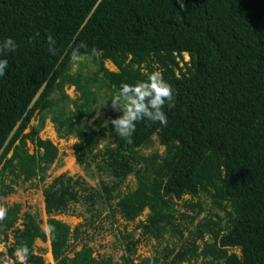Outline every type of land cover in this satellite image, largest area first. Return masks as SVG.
<instances>
[{
  "label": "trees",
  "instance_id": "1",
  "mask_svg": "<svg viewBox=\"0 0 264 264\" xmlns=\"http://www.w3.org/2000/svg\"><path fill=\"white\" fill-rule=\"evenodd\" d=\"M49 34L55 56L45 43ZM5 37L17 48L0 53L8 61L0 76V196L43 179L56 160V146L38 137L49 113L60 136L77 139V163L95 164L108 183L101 181L97 192L59 175L42 191L47 214L81 201L93 209L116 200L111 212L126 221L148 211L139 223L142 237L179 242L176 252L167 245L134 262L136 242L126 235L121 264H264V0H0V41ZM80 57L95 65L91 76L71 74ZM153 70L173 90L165 124L141 120L124 138L92 118L96 83L111 94ZM70 86L79 93L74 99L64 91ZM36 116L39 123L31 126ZM154 139L163 151L144 154ZM128 176L135 187L120 194ZM183 196H205L221 215L193 225L205 209L189 200L183 206L194 215L178 222L175 206ZM49 225L54 230L46 234L34 215L19 214L16 204L6 208L0 240L12 237L11 264H18L20 246L29 250L26 264H48L33 253L36 240L49 242L54 264H114L87 245L68 256L78 228L54 218ZM0 264H9L2 253Z\"/></svg>",
  "mask_w": 264,
  "mask_h": 264
},
{
  "label": "rangeland",
  "instance_id": "2",
  "mask_svg": "<svg viewBox=\"0 0 264 264\" xmlns=\"http://www.w3.org/2000/svg\"><path fill=\"white\" fill-rule=\"evenodd\" d=\"M183 62L188 61L186 54L182 55ZM104 66L110 70L116 72L117 69L108 61L104 62ZM96 67L93 65L89 58L80 57L74 60L71 67V74H80L82 76H91ZM65 94L70 99H74L78 96L74 90V86L65 87ZM94 91L97 94L96 98V110L95 116H98L97 120L102 119L104 124L110 125L107 121L110 118H114L117 113H113L108 107L110 101H105L110 93L105 86H101L96 83ZM53 96H56L55 94ZM71 107V106H69ZM39 123V116H36L30 123L31 126H36ZM111 126V125H110ZM28 130H25L27 132ZM38 137L42 140L48 139L57 148V158L50 166L43 179L35 178L25 184H19L13 186V192L5 197L0 196V206L7 208L14 204L19 206V214L29 213L34 215L40 222L41 228L47 234L46 220L48 218H54L66 224L71 231L78 228L80 235L77 238L71 237L69 245L66 251L68 256H72L74 252L78 251L83 245H87L92 249L93 256H105L110 259L114 264H121L120 257L124 254L123 248L126 239V235L136 242L135 252L131 255L134 262H137L143 258L153 256L157 252L161 251L165 246L172 245L175 247V251L179 246V242L172 239V243L166 238V236L155 238H144L141 236V230L139 223L144 221L147 214V210H144L142 214L135 218L133 221H126L120 216L118 212H111L114 209V202L110 207L106 204H95L94 208H89L88 205L82 201L79 203H72L68 206L66 211L59 213L47 214L43 206V189L49 185L52 180L61 174H65L71 177L73 180L84 182V185L97 192H101L100 182L108 183V178L101 173L95 171V164L85 163L80 165L76 161V155L74 153V145L77 143V139L74 135L60 136L55 129L54 124L50 120V114H45L43 124L38 132ZM109 142L108 138H105L98 145L101 148L105 143ZM112 143V142H110ZM27 147L30 153L34 151L33 144L27 142ZM152 151L161 153L163 147L157 144L154 139V144L149 149L143 150L144 154H148ZM8 183V181H6ZM135 180L133 176H128L122 186L119 189V193L123 194L127 191L134 189ZM82 194V193H81ZM200 202L204 207V212L201 213L197 219H194L192 224L194 225L198 219H201L205 215L220 214L215 208L211 206L209 200L205 196H199L197 199H191L189 196H183L181 200L176 201L175 208L177 209V221L183 224L189 222L188 218L184 216H193L192 210L183 206L186 201ZM21 220H18L17 225H20ZM183 236L186 237V232H183ZM208 237H205V239ZM12 242L11 235H7L5 240H0V253L9 262L13 263L14 259L10 258L7 253L9 244ZM33 253L40 256L45 263L54 264L50 253L49 242L36 240L33 246ZM16 258V257H15ZM197 264V263H196Z\"/></svg>",
  "mask_w": 264,
  "mask_h": 264
},
{
  "label": "clouds",
  "instance_id": "3",
  "mask_svg": "<svg viewBox=\"0 0 264 264\" xmlns=\"http://www.w3.org/2000/svg\"><path fill=\"white\" fill-rule=\"evenodd\" d=\"M180 2L181 0H177V3ZM45 43L48 52L55 56L56 42L52 35L46 36ZM83 46L81 43L80 47ZM16 48L17 43L11 37H5L0 41V53H11L16 51ZM7 68V59H0V76L5 74ZM172 91L170 84L163 78L159 70L146 72L144 79L133 83L121 82L119 87L102 102L104 105L105 101H110L108 107L113 113L118 114L114 118H110L107 123H110L118 137L124 138L131 137L136 123L141 120L165 124L166 116L163 108L166 104L169 109L173 106ZM5 213L6 208L0 206V220L4 218ZM46 230L48 233H52L54 229L49 225ZM28 252L26 246H20L14 250L18 264H26Z\"/></svg>",
  "mask_w": 264,
  "mask_h": 264
}]
</instances>
